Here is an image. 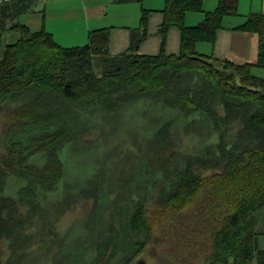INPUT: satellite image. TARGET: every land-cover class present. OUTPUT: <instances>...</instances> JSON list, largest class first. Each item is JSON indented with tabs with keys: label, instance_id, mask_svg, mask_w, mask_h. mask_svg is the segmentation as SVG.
<instances>
[{
	"label": "trees",
	"instance_id": "trees-1",
	"mask_svg": "<svg viewBox=\"0 0 264 264\" xmlns=\"http://www.w3.org/2000/svg\"><path fill=\"white\" fill-rule=\"evenodd\" d=\"M238 2L218 0L200 23L186 26L185 14L202 11L203 0H165L160 32L177 27L180 50L166 55L162 48L149 56L136 53L144 36L137 29L129 49L117 55L108 53L107 29L91 31L82 46L61 47L47 31L32 32L16 21L27 0H0L1 29L19 34L0 59V247L8 242L10 262L21 257L27 230L39 221L48 224L37 199L57 189L64 176L60 152L70 143L77 148L88 131L83 115L117 116L124 105L149 99L206 117L217 142L178 156L169 123L161 125L146 150L163 179L150 200L120 214L117 230L110 220L88 264L114 258V264H131L150 243L164 240L187 249L185 264H264L258 242L264 230H256L264 213V80L251 73L252 66L264 67V16L251 13L236 27L257 35L255 63L220 61L195 48L213 42L223 18L237 15ZM146 18L142 10V27ZM37 155L42 164L31 162ZM10 176L25 181L15 197L3 194ZM89 185L78 196L96 206L101 180Z\"/></svg>",
	"mask_w": 264,
	"mask_h": 264
},
{
	"label": "rangeland",
	"instance_id": "rangeland-1",
	"mask_svg": "<svg viewBox=\"0 0 264 264\" xmlns=\"http://www.w3.org/2000/svg\"><path fill=\"white\" fill-rule=\"evenodd\" d=\"M6 43L4 38L1 45ZM82 121L88 128L83 140L77 148L70 143L60 152L64 176L57 189L37 199L47 210L44 221L48 224L43 227L39 221L25 232L28 242L21 257L13 262L8 258V242L2 241L3 264L90 263L96 253L93 243L108 228L110 220H114L117 230L120 214L131 212L141 199L150 200L163 179L162 170L146 150V144L161 125L169 123V138L178 156L200 153L217 142V131L206 117L196 113L188 116L178 108L149 99L124 105L117 116L116 111L107 116L99 111L83 115ZM43 161L42 155L31 158L33 164ZM94 178L101 180L96 206L93 199L78 196L82 188H92L89 182ZM24 185L23 179L10 176L3 194L15 197ZM263 216L264 213L257 222L258 231L264 230ZM164 242L150 243L131 264H185L190 260L183 245L172 247ZM258 242L264 247L263 234ZM116 260L114 258L110 264Z\"/></svg>",
	"mask_w": 264,
	"mask_h": 264
},
{
	"label": "crops",
	"instance_id": "crops-1",
	"mask_svg": "<svg viewBox=\"0 0 264 264\" xmlns=\"http://www.w3.org/2000/svg\"><path fill=\"white\" fill-rule=\"evenodd\" d=\"M28 8L20 13L16 21L32 32L45 30L61 47L82 46L91 31L108 30V53L117 55L127 51L131 32H144L136 53L154 56L178 54L180 30L170 26L160 32L163 22L165 0H141L120 2L118 0H27ZM218 0H203L202 11L188 12L184 17L186 26L200 23L206 12L217 6ZM142 10L147 12L144 27L141 26ZM251 13L264 16V0H239L237 15L225 16L222 27L215 33L213 42H198L197 53L212 56L216 60H230L234 63H255L257 60V35L236 29ZM10 21L6 22L8 27ZM4 38L5 45H1ZM19 38L16 31L0 27V59L6 45ZM251 73L264 80V67L252 66ZM7 180V179H6ZM6 186V183H5Z\"/></svg>",
	"mask_w": 264,
	"mask_h": 264
},
{
	"label": "flooded vegetation",
	"instance_id": "flooded-vegetation-1",
	"mask_svg": "<svg viewBox=\"0 0 264 264\" xmlns=\"http://www.w3.org/2000/svg\"><path fill=\"white\" fill-rule=\"evenodd\" d=\"M139 264H140V262H139Z\"/></svg>",
	"mask_w": 264,
	"mask_h": 264
},
{
	"label": "water",
	"instance_id": "water-1",
	"mask_svg": "<svg viewBox=\"0 0 264 264\" xmlns=\"http://www.w3.org/2000/svg\"><path fill=\"white\" fill-rule=\"evenodd\" d=\"M140 264H141V262H140Z\"/></svg>",
	"mask_w": 264,
	"mask_h": 264
}]
</instances>
